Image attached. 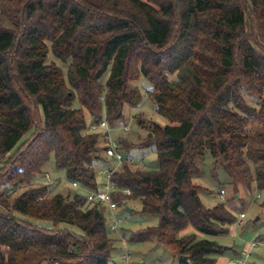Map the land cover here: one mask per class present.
<instances>
[{
	"label": "trees",
	"instance_id": "1",
	"mask_svg": "<svg viewBox=\"0 0 264 264\" xmlns=\"http://www.w3.org/2000/svg\"><path fill=\"white\" fill-rule=\"evenodd\" d=\"M141 75L169 123L136 114L148 130L134 147L152 148L159 167L128 157L111 173L131 191L113 194L120 207L141 200L140 213L159 218L129 240L217 264L215 238L237 217L226 203L207 207L193 179L209 151L234 188L264 191V0H0V264H110L119 236L87 194L111 159L106 133L89 125L139 107ZM52 156L79 184L73 195L38 183Z\"/></svg>",
	"mask_w": 264,
	"mask_h": 264
},
{
	"label": "rangeland",
	"instance_id": "2",
	"mask_svg": "<svg viewBox=\"0 0 264 264\" xmlns=\"http://www.w3.org/2000/svg\"><path fill=\"white\" fill-rule=\"evenodd\" d=\"M48 60L55 61L57 64L63 66L65 71L67 70L68 64H63L51 53ZM104 81L105 79L103 78L102 82ZM135 83L140 87L143 94L140 106L132 107L125 105L124 117L113 125L110 124L105 115L102 117L109 122L110 127L113 129L111 136L114 139H119L120 144V139H124L132 147L141 143L148 130V124L144 127L139 126L136 114L140 113L147 121L153 120L161 125L169 123L167 118L156 112V105L147 94V89L152 87L151 82L141 75ZM79 106V101L76 100L74 107ZM86 119L88 122L92 121L88 112H86ZM123 154L125 158L130 157L133 159L134 165L138 167L148 170L159 167L156 153L152 151V148L134 147L129 151L123 150ZM214 161V158L208 151L199 163L200 173L193 180L202 187L199 194L207 207H213L217 203H226L227 207L237 217V220L230 225L227 234L215 238L224 246L223 253L217 257L219 263L264 264V210L259 206L264 196V191H259L256 187L248 189L242 185L239 188H234L229 175L222 166L219 165L215 168ZM112 165H116L112 160L105 164L101 163L98 164L97 170H105ZM45 170L48 172L46 175H49V178L52 180L51 195L57 192H63L64 194L71 193L73 195L77 191V187L72 185V181L67 178L65 171L55 167L53 156L46 165ZM46 175L38 183L44 184L45 181H48ZM104 181L103 175L98 174L100 186ZM221 189H225L226 192L223 196L220 194ZM22 190L23 188L20 187L14 191L13 195H17ZM141 208V200H130L126 205L117 210L118 217L122 218V222L118 231L110 232L112 236H119L120 241L115 243L116 246L112 251L110 264H180L179 258L163 244H154V242L149 241L142 243L130 242L129 239L131 234H134L133 231L157 226L159 223L157 216L141 214ZM241 212H245L246 217L240 221L239 213ZM185 231L190 233L196 230L193 226H189L182 232L184 233ZM199 235L214 239V237L202 233ZM253 241H257V243L251 248L250 245ZM247 250H250L249 255L245 254ZM128 251H130L131 257L125 261L123 255Z\"/></svg>",
	"mask_w": 264,
	"mask_h": 264
},
{
	"label": "built area",
	"instance_id": "3",
	"mask_svg": "<svg viewBox=\"0 0 264 264\" xmlns=\"http://www.w3.org/2000/svg\"><path fill=\"white\" fill-rule=\"evenodd\" d=\"M92 130H102L106 133V137L108 140V145L105 148V155L115 162V166L113 169H103L98 171V174L103 175L105 181L102 182L101 186L97 190L89 191L87 194L88 201L92 204L99 203L106 205L108 207L109 214V229L110 231H118L120 223L122 222V218L118 217L117 210L120 208L118 202L113 198V194L122 191L126 194H130V189H119L110 179L111 173L115 171L116 168H119L123 161L125 160V156L123 154V150L121 148V144L119 139H114L111 136V131L113 130L110 127L109 122L106 119H101L95 121L89 125ZM46 179H49V175H46ZM74 187H79L77 182H72ZM225 189H221L220 194L225 195ZM246 217L245 212L239 213V220L241 221ZM257 241H253L250 245L252 248L255 246ZM245 254L249 255L250 250H247ZM131 257L130 251H128L125 255H123V259L126 261Z\"/></svg>",
	"mask_w": 264,
	"mask_h": 264
},
{
	"label": "crops",
	"instance_id": "4",
	"mask_svg": "<svg viewBox=\"0 0 264 264\" xmlns=\"http://www.w3.org/2000/svg\"><path fill=\"white\" fill-rule=\"evenodd\" d=\"M129 210H131V209L129 208ZM185 232H187V231H185ZM185 232H184V233H185ZM217 264H220L218 258H217Z\"/></svg>",
	"mask_w": 264,
	"mask_h": 264
}]
</instances>
